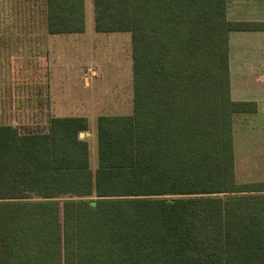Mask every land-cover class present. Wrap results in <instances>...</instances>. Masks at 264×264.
<instances>
[{
  "label": "trees",
  "instance_id": "trees-1",
  "mask_svg": "<svg viewBox=\"0 0 264 264\" xmlns=\"http://www.w3.org/2000/svg\"><path fill=\"white\" fill-rule=\"evenodd\" d=\"M96 32H129L132 112L0 123V264H264V181L237 183L226 0H92ZM51 34L85 0H46Z\"/></svg>",
  "mask_w": 264,
  "mask_h": 264
},
{
  "label": "rangeland",
  "instance_id": "rangeland-1",
  "mask_svg": "<svg viewBox=\"0 0 264 264\" xmlns=\"http://www.w3.org/2000/svg\"><path fill=\"white\" fill-rule=\"evenodd\" d=\"M91 2L85 0L84 32L56 35L57 45L60 43L61 49L55 77L49 79L48 68H39L43 61L47 62V56L31 44L29 81L0 82V123L17 126L22 132H42L46 130L51 116H86L89 128L82 138L88 141L90 167L94 170L96 137L93 127L96 126V117L101 114L131 113L133 88L130 33L96 32ZM45 4L46 0H0V28H35L43 31L46 25ZM229 7L227 16L230 20L258 13L239 9L234 0H229ZM231 43L232 82L236 85L240 83L238 71L244 73L243 69H238L240 59L247 57L251 62L252 55L243 49L244 41L239 36L234 34ZM5 52L2 50L3 54ZM0 59L2 73L4 68L7 70L9 60L4 56ZM14 60L20 63L21 58ZM261 87L264 95V84ZM237 97L232 95L233 99ZM262 103L256 112L233 114L234 175L237 183L264 181Z\"/></svg>",
  "mask_w": 264,
  "mask_h": 264
},
{
  "label": "crops",
  "instance_id": "crops-1",
  "mask_svg": "<svg viewBox=\"0 0 264 264\" xmlns=\"http://www.w3.org/2000/svg\"><path fill=\"white\" fill-rule=\"evenodd\" d=\"M233 2V0H232ZM235 3H238L239 9H247L252 12H258L253 14H246L247 16L243 21H261L264 22V0H234ZM250 3V4H249ZM46 13L47 7L45 4ZM230 10L229 0H226V14ZM261 11H263L261 13ZM45 13V16H46ZM228 18V16H227ZM229 19V18H228ZM230 20V19H229ZM32 30V31H30ZM239 36L243 39V49L250 53L252 60H247V57H242L240 59L241 63L238 64V69H243L244 73L242 74L238 71V80L240 83L232 82V62H231V47H232V36ZM58 34H51L47 30V23L43 31L41 29L35 28H21L16 30V28H0V58L3 56L9 61L6 64L7 70H3L1 73L0 70V82H12L24 80L29 81V72H30V48L31 44H34L32 47L36 49H41L43 55L46 54L47 62L43 61L40 69L48 68L49 79L55 77L57 61L60 60V49L61 44L57 45ZM61 40V38H60ZM33 41V43H31ZM35 46V47H34ZM264 30H248V31H232L229 34V75H230V95L238 96L233 100H246L254 101L256 103V111L260 109L262 103V108L264 107V95L263 90L261 89L264 84ZM2 50H5V54L2 53ZM59 50V53L57 51ZM247 53V54H248ZM57 55V57L55 56ZM21 58L20 63L14 60L15 58ZM1 60V59H0ZM45 64V65H44ZM3 65L0 64V68ZM46 67V68H45ZM58 75L60 71L58 70ZM25 76V77H24ZM260 85L259 89L257 88ZM235 87V89H234ZM50 87H48L49 89ZM49 98L50 89H49ZM28 96V92H27ZM53 107L54 104H53ZM255 111V112H256ZM54 113V109L52 111ZM56 116V115H55ZM52 117V116H51ZM12 125V124H11ZM94 128V127H93Z\"/></svg>",
  "mask_w": 264,
  "mask_h": 264
},
{
  "label": "water",
  "instance_id": "water-1",
  "mask_svg": "<svg viewBox=\"0 0 264 264\" xmlns=\"http://www.w3.org/2000/svg\"><path fill=\"white\" fill-rule=\"evenodd\" d=\"M84 135V132H79V137L82 138Z\"/></svg>",
  "mask_w": 264,
  "mask_h": 264
}]
</instances>
